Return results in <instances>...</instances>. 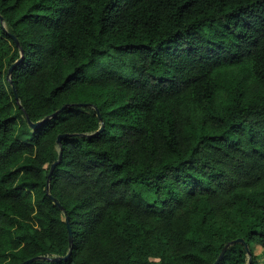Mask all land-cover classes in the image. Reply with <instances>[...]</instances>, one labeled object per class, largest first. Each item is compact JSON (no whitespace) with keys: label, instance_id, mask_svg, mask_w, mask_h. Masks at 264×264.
I'll use <instances>...</instances> for the list:
<instances>
[{"label":"trees","instance_id":"trees-1","mask_svg":"<svg viewBox=\"0 0 264 264\" xmlns=\"http://www.w3.org/2000/svg\"><path fill=\"white\" fill-rule=\"evenodd\" d=\"M65 214L29 264H257L264 0H0V264Z\"/></svg>","mask_w":264,"mask_h":264},{"label":"water","instance_id":"water-1","mask_svg":"<svg viewBox=\"0 0 264 264\" xmlns=\"http://www.w3.org/2000/svg\"><path fill=\"white\" fill-rule=\"evenodd\" d=\"M16 99H17V96H16ZM78 106H82L84 105L83 103H77ZM58 111H55L54 113H52L50 116H54ZM98 118L100 119V116L98 114ZM49 119V116L48 117H45L43 120H39V121H36V122H31L29 119H28V123L30 125L31 128H35L37 127L41 122L45 121ZM102 128V127H101ZM69 135L68 133H63V134H59L56 138V143H60L62 137H65ZM56 161L52 162L51 164V170L53 169L54 165H55ZM51 172V171H50ZM50 174V173H49ZM47 194L49 195V197H51L53 200H54V203L57 205V207L59 209H63L62 208V205L60 204V202L54 198L53 196H51L47 190ZM65 220H66V226H67V233H68V240H69V244H70V248L68 250V252L64 255V256H59V257H52V258H48V257H45V256H35V257H32V258H29V259H26L18 264H29L35 260H38V259H50V260H65L69 257V255L71 254V243H72V232H71V228L69 226V223H68V218L65 214ZM235 243H241L243 244L246 252L248 253V261L250 262L251 261V258H250V252H249V248L247 246V244L245 243V241L242 239V238H236L232 241H230L229 243H227L226 245L223 246V248L221 249L219 255L217 256V258L214 260V262L212 264H218V262L221 260L224 252L226 251L227 247L230 245V244H235Z\"/></svg>","mask_w":264,"mask_h":264},{"label":"rangeland","instance_id":"rangeland-1","mask_svg":"<svg viewBox=\"0 0 264 264\" xmlns=\"http://www.w3.org/2000/svg\"><path fill=\"white\" fill-rule=\"evenodd\" d=\"M253 252L257 257V264H264V248L260 245L253 244Z\"/></svg>","mask_w":264,"mask_h":264}]
</instances>
